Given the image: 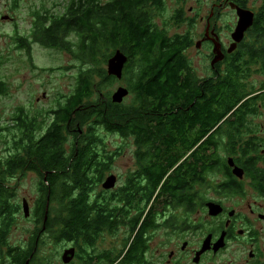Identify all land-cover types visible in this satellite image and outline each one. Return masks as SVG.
<instances>
[{"label":"trees","instance_id":"1","mask_svg":"<svg viewBox=\"0 0 264 264\" xmlns=\"http://www.w3.org/2000/svg\"><path fill=\"white\" fill-rule=\"evenodd\" d=\"M13 1L14 4L18 2ZM164 1L68 0L59 5L60 9L54 2L48 5L41 1L33 7L32 23L26 35L43 46L66 50L85 67H81L75 90L63 107L60 124H53L38 142H24V146L19 148L20 144L13 141L7 155L0 157V264H44L41 255L45 245L43 234H48L54 243L78 245L82 240L90 246L95 234L98 235L102 228L111 230L109 218L112 208L108 200L112 198L107 197L103 202L91 201L94 186L108 170L107 165L95 156L100 153L98 147L101 144L96 129L101 126L125 136L129 128L126 120L130 103L115 104L110 98L102 103L100 96L94 98L95 91L114 80L101 66L116 50L128 56L122 78L127 80L135 95L132 105L149 103L166 106L163 129L170 136L173 133L184 136L195 124L202 129L198 140L208 134L205 142L197 144V140L188 147H194L195 167L191 176L195 177L197 189L208 184V175L225 170L227 172L223 174H230L221 152L235 154L236 161L242 160L251 151L257 152L253 148L255 144H239L235 140L243 132V113L246 112L239 111L237 107L250 103L251 99L243 101L246 94H240L231 83V86H226L219 77L210 89L188 82L186 73L190 69L184 51L189 47L191 37L189 34L169 36L153 21L155 12L163 9ZM174 13L175 21H181V11ZM24 36L18 39L19 48L27 45ZM245 55L264 56V45L249 47ZM97 78L99 81H96ZM5 91L6 86L0 80V96ZM187 107L190 111L184 112ZM182 110L186 114H180ZM74 121L81 126L86 124V131L74 134L67 148L69 155L66 156L64 145L67 137L63 130ZM142 127L143 121L137 115L131 128L137 139L150 134L149 129ZM225 136L227 141H224ZM170 145L164 143L166 147ZM22 148L25 154L21 153ZM245 164L256 189L264 192V170L255 167L253 156ZM90 168L97 172H89ZM28 169L36 171L41 178L39 195L32 211L36 226L24 246L11 245L9 236L20 206L14 201L16 191L8 182ZM165 172V166L148 171L147 176L153 186L148 187L147 202ZM97 175V181H92ZM173 179L168 182L176 183L178 190L173 192L166 182L163 193L174 194L179 202L188 198L182 189L187 184L184 175H175ZM124 195V188L121 187L118 200H124ZM45 213L47 217L44 221Z\"/></svg>","mask_w":264,"mask_h":264},{"label":"flooded vegetation","instance_id":"2","mask_svg":"<svg viewBox=\"0 0 264 264\" xmlns=\"http://www.w3.org/2000/svg\"><path fill=\"white\" fill-rule=\"evenodd\" d=\"M224 8H229L233 17L228 26L230 33L226 41H222L215 25H212V20L214 18L217 20ZM236 8L251 11L253 20L251 26L244 32L243 39L236 43L229 52L228 49L233 44L231 34L238 21ZM7 19L10 20L11 17L8 16ZM204 22L203 36L195 43V46L208 45L211 47L212 53L207 56L209 61L205 68L207 69L206 73H208L198 76L191 71L188 64L189 73L183 72V75L185 73L188 75V82L204 85L210 89V85L216 82L219 77L226 86L232 84L240 94H246L243 101L250 99L252 101L259 94L264 93L263 83L262 89H259L255 96H249V86L244 81L249 77V71L251 70L249 66L257 65L256 70L264 74V56L250 57L245 55L249 47L264 45V0H221L217 6L212 5L210 7ZM31 23L32 19L30 26ZM260 35L261 38L258 39ZM22 36L24 35L19 34L16 30V36L14 37L16 49L27 54H29L33 45H38L47 51L59 49V47L54 46H43L32 41L31 37L27 35L24 36L27 45L19 48L18 39ZM215 44L218 45L219 58L213 63V60L217 57V54L213 51ZM123 54L127 59L122 75L128 65V56L125 53ZM132 76L133 74L130 77L132 78ZM113 77L117 79L115 76ZM122 77L120 79H123ZM124 83L128 95L134 98L135 95L131 91L127 80ZM39 86L41 87L40 97H35V104L46 101L49 97L43 83ZM74 90L73 87L70 94L60 97L63 101L59 105L57 104L54 109H50L49 115L51 118H47L49 115L45 117L44 110L41 111L42 108L34 107L33 103L30 109L37 110L38 114L28 113L17 106L12 123L20 133L18 137H21L25 143L40 141L53 124L55 126L60 124L59 121L63 118V107ZM111 96L112 93L107 97L100 94V98L104 102L107 98L111 99ZM250 106L248 103H243L237 107L239 111H246L243 113L245 125H247V112L249 110L259 111L262 107L261 104ZM166 108V106L159 104H129L126 120L129 128L124 137L126 140L129 139L132 150L128 154V167L123 178L111 172L110 167L115 158L114 154L107 156V158L101 153L95 155L99 161L101 159L102 163L108 167L99 183L105 179L106 174L108 176L115 175L116 177L114 188L108 190V195L112 198L108 200L109 207L112 208V215L109 219L111 220V230L121 226V229L126 231L123 239L128 241L127 245H124L120 251L113 254L109 251L91 254L88 249L91 246L86 248V244L81 240L75 248V250L77 249L75 258L78 257L85 264H89V262L90 264H264V192L256 189L245 167L246 160L253 156L255 167L264 170V142L262 144L255 134L246 137L241 134L236 137L235 140L239 144L250 142L255 144L253 148L257 149V152L251 151L242 160L238 161L235 160L236 156L229 154L223 156L221 154L227 165V159L230 157L233 159L234 164L243 170L242 177L235 176L232 173V168L228 165L229 175L223 174V172H227L226 170L212 175L219 177V181L207 184L202 187L203 189L200 187L197 189L195 177L191 176L195 167L194 147L190 149L188 147L198 140L197 138L202 130L201 126L195 124L184 136H177L174 133L170 136L167 132L164 133L163 118L166 116L164 111ZM189 111L190 107L184 109V112ZM181 113H183V110ZM137 115L143 121L142 128L150 130V134L138 139L136 133L131 129L132 122L135 121ZM35 124L39 127L36 128ZM86 126V124L81 126L79 122L74 121L63 132L65 136L70 132L74 139V134L85 132L84 128ZM81 127L83 130H81ZM99 128L103 127L100 126ZM103 130L112 132L104 128ZM207 137L208 134L201 137L197 144L205 142ZM227 139L225 136L224 141H227ZM164 143H171V145L166 147ZM66 145L67 143L64 145L65 155L68 156L69 151H67ZM20 150L22 154H25L23 148ZM162 166L166 167V172L160 178L150 201L147 202L148 187L153 186L147 173L149 170L156 171ZM90 171L97 172L96 169L91 168ZM28 172L38 175L36 171L31 169L25 171V173ZM179 174H183L186 179L187 184L182 189L185 190L188 197L180 202L177 201L174 194L169 195L168 191L163 193V186L166 182L169 186L171 185L173 192L178 190L176 183L169 184L168 181H174L173 177L175 175L179 177ZM97 179L98 175L94 176L92 181L96 182ZM121 180L123 185L118 186V182ZM99 183H96V185ZM121 187L125 191L124 200H118V192ZM203 190H205V193ZM206 191L210 195H206ZM94 202L100 201L96 200L92 203ZM209 204H213L214 207L211 209ZM118 221L122 222L119 223ZM102 229L98 235L95 234V239L106 228Z\"/></svg>","mask_w":264,"mask_h":264},{"label":"rangeland","instance_id":"3","mask_svg":"<svg viewBox=\"0 0 264 264\" xmlns=\"http://www.w3.org/2000/svg\"><path fill=\"white\" fill-rule=\"evenodd\" d=\"M41 1L47 2L48 5L54 2L59 6L68 0H18V2L15 1V4L13 0H0V80L6 86L5 93L0 96L1 158L7 155L11 143L16 141L17 138V142L20 143L19 148L24 146V140L18 137L20 133L12 123L17 106H20L22 110L28 113L38 114L37 110L30 109L33 103L34 107L42 108L41 111L44 110V115L47 117L50 114V109H54L57 104L59 105L63 101L60 97H64L72 92L81 67H85V65H81L77 59L64 49L59 48L47 51L38 45H33L30 48L29 54L16 49V40L14 38L16 36V30L19 34H27L30 28L33 7ZM220 2L221 0H165L163 9L156 11L155 17L153 18L154 23L161 30H165L169 36L189 34L192 41L184 53L191 67V71L198 76H203L208 73H206L207 69H205L209 61L207 56L212 52L210 46L201 45L200 47H196L195 43L203 36L202 33L205 27L204 19L210 7L212 5L217 6ZM177 10L181 11L182 16L181 21L178 22L174 18V12ZM4 16H6L5 19ZM8 16L11 17L10 20L7 19ZM232 19L233 17L229 8H224L217 20L215 18L212 20V25H215L222 41H226L229 37L230 31L228 30V26ZM73 39L72 41H74ZM256 67L258 66H249L251 69L249 71L250 74L248 73L249 77L244 80L249 86L248 91L251 97L255 96L259 89H262L261 86L264 83V74L256 70ZM101 69L107 73V62L101 66ZM96 81H99V79L97 78ZM41 83H43V87L49 94V97L46 101L35 104V97H40L39 91L41 87L39 85ZM124 84L123 79H114L110 85H102L99 90L95 91L94 98L96 99L100 94H103L105 97L107 95L110 96L117 87L125 86ZM132 98L131 95H127L121 104L127 105L131 103ZM100 101L104 102L101 98ZM248 104L251 105L250 107L253 104H261L262 107L259 111L253 110L250 112L249 110L247 112V125L245 123L243 124L244 129L241 134L243 137L255 134L263 144L264 93L259 94ZM47 118H51V116L49 115ZM35 127L38 128L39 125L35 124ZM84 129L86 130V127ZM95 133L101 139V144L98 147L100 153L106 156V158L111 154L115 155L110 167L111 172L123 178L128 167V154L132 150L129 139L126 140L124 136L115 132H106L103 128H97ZM66 137V148H68L69 142L73 140V137L70 135V132L66 134ZM221 154L223 156L227 155L224 152H221ZM218 179L219 177L212 175H208L207 177L208 184L212 182L216 183L219 181ZM40 182V176L30 172L12 178L8 182L15 189L16 196L14 201L20 206V212L17 215L15 225L12 227L9 236V244L11 245L24 246L36 226L34 218L32 217V211L39 195ZM102 182L94 186L92 190V202L95 200L103 202V199L109 197L108 190L102 188ZM119 185H123L122 180L118 182ZM203 192L205 193V190ZM206 195H210L208 191H206ZM23 199H26L29 204L30 215L28 217H24L22 213ZM104 230L94 240L93 244L90 245L91 247L85 245L86 248L90 247L88 249L91 251V254L107 251L113 254L120 251L124 245H127L128 241L123 239L126 231L121 229V226L115 230ZM42 236L45 239V245L41 251V255L44 257V264H64L61 260L63 251L70 246L74 248L78 246L70 242L54 243L48 234H43ZM75 257L68 264H85L78 257Z\"/></svg>","mask_w":264,"mask_h":264},{"label":"water","instance_id":"4","mask_svg":"<svg viewBox=\"0 0 264 264\" xmlns=\"http://www.w3.org/2000/svg\"><path fill=\"white\" fill-rule=\"evenodd\" d=\"M237 15H238V21L237 24L231 34V38L233 40V44L228 49L230 52L236 43L240 42L243 39L244 32L249 28L252 24L253 20V13L249 10H242L240 8H236ZM6 16H4V19ZM213 51L215 54H217V57L213 60V63L219 58V50L218 45L215 44ZM126 56L120 51L116 50L112 56H110L107 60V74L111 76H115L117 79H120L122 77V70L124 67V64L126 62ZM128 95V90L124 86H119L117 89L112 93L111 101L115 104H120L123 99ZM228 165L232 168V173L237 177H242L243 170L239 167H237L234 164L233 159L230 157L227 159ZM116 184V177L115 175H109L107 176L103 182H102V188L104 190H110L114 188ZM210 208L212 209L214 207L213 204H209ZM48 203L46 205V213H47ZM22 213L24 217H28L30 215V209L29 204L26 199L22 200ZM44 221L46 220V215ZM75 248L69 247L66 248L61 256V260L64 264L70 263L73 258L75 257Z\"/></svg>","mask_w":264,"mask_h":264}]
</instances>
